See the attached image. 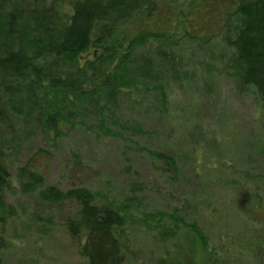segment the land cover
<instances>
[{
	"label": "rangeland",
	"instance_id": "rangeland-1",
	"mask_svg": "<svg viewBox=\"0 0 264 264\" xmlns=\"http://www.w3.org/2000/svg\"><path fill=\"white\" fill-rule=\"evenodd\" d=\"M59 1L60 9L72 8ZM202 1L158 5L152 26L172 36L168 45L158 42L172 59L155 65L162 67L164 99L150 85L122 90L112 112L103 114L106 121L86 109L74 122H61L59 133L41 129L35 119L14 122L4 156L10 187L0 209L3 264L87 262L64 225L76 204L44 203L37 189L24 191L27 180L18 175L24 165L60 190L81 186L96 192L98 204L126 205L119 239L125 264H152L160 257L172 264H264V104L234 73L232 51L221 36L231 0H206L186 18L177 14ZM94 53L93 47L83 52L80 63ZM129 122L142 131L120 126ZM155 152L170 155L176 168ZM158 211L195 221L208 245L168 217L163 223L175 232L161 237L144 216Z\"/></svg>",
	"mask_w": 264,
	"mask_h": 264
},
{
	"label": "trees",
	"instance_id": "trees-1",
	"mask_svg": "<svg viewBox=\"0 0 264 264\" xmlns=\"http://www.w3.org/2000/svg\"><path fill=\"white\" fill-rule=\"evenodd\" d=\"M160 1L67 0L72 6L68 11L57 6L59 0L47 5L41 0H0V209L10 187L4 156L7 135L14 134L15 121L35 119L41 129L59 133L61 122H74L76 114L86 109L106 121L108 116L103 118V114L112 112V103L122 90L130 92L139 85H150L158 87L161 98H165L158 77L162 67L155 65L172 59V54L158 43L168 45L172 36L152 26L159 15ZM207 3H185V9L177 14L186 18L194 7L199 10L200 4ZM226 8L220 32L232 51L231 66L241 84L254 87L264 104V0H231ZM152 41L156 47L150 44ZM92 47L97 53L81 64L82 53ZM153 53L158 58L150 55ZM120 126L142 131L136 122ZM155 154L176 168L170 155ZM18 170L19 177L27 180H22L23 190L37 189L44 203L69 200L76 204L64 225L79 254L86 257V264H125L119 239L125 232L126 205L111 200L98 204L96 192L81 186L60 190L46 184L44 177L28 165ZM144 216L162 230L161 237L175 232L163 223L168 217L182 221L203 246L208 245L202 228L174 211ZM184 258L188 261L189 256ZM152 264L172 261L160 257Z\"/></svg>",
	"mask_w": 264,
	"mask_h": 264
}]
</instances>
